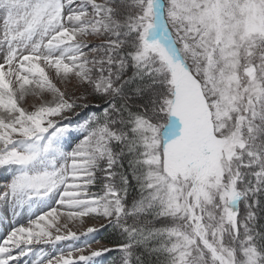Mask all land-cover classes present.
<instances>
[{
  "label": "snow or ice",
  "instance_id": "obj_1",
  "mask_svg": "<svg viewBox=\"0 0 264 264\" xmlns=\"http://www.w3.org/2000/svg\"><path fill=\"white\" fill-rule=\"evenodd\" d=\"M0 210V264H264V0H0Z\"/></svg>",
  "mask_w": 264,
  "mask_h": 264
},
{
  "label": "rangeland",
  "instance_id": "obj_2",
  "mask_svg": "<svg viewBox=\"0 0 264 264\" xmlns=\"http://www.w3.org/2000/svg\"><path fill=\"white\" fill-rule=\"evenodd\" d=\"M95 190H96V189H93V191H95ZM3 211H4V210H0V215L3 214ZM92 223H96L97 226H98V224H99V222H91V221H90V222H89L88 224H86L84 227H80L79 225L73 227V230H74V231L79 230V231L83 232V231L85 230V228L88 227V226H91ZM94 246H95V245H94ZM61 247H67V244L64 243V242H62V243H61ZM45 251H51V249H45ZM29 264H30V263H29Z\"/></svg>",
  "mask_w": 264,
  "mask_h": 264
},
{
  "label": "trees",
  "instance_id": "obj_3",
  "mask_svg": "<svg viewBox=\"0 0 264 264\" xmlns=\"http://www.w3.org/2000/svg\"><path fill=\"white\" fill-rule=\"evenodd\" d=\"M99 238H102V242L108 243L110 239H114V237L109 236L107 231H103L99 233Z\"/></svg>",
  "mask_w": 264,
  "mask_h": 264
}]
</instances>
